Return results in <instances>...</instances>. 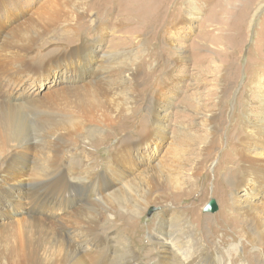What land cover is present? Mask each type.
<instances>
[{
    "label": "rangeland",
    "instance_id": "obj_1",
    "mask_svg": "<svg viewBox=\"0 0 264 264\" xmlns=\"http://www.w3.org/2000/svg\"><path fill=\"white\" fill-rule=\"evenodd\" d=\"M50 1L52 0H25L24 8L32 15L33 11ZM66 2L62 8L64 16L70 12L72 6L86 2L87 13L100 24L97 26L91 23L90 17L87 16L80 20L74 30L63 32L65 30L61 28L56 29V33L37 44L35 48L39 50V56H34V66L39 71L33 75H24L25 79L34 80L36 88L30 90L24 85V95L40 94L67 83L86 84L93 78L98 57L112 50L133 49L139 71L136 76L138 88L133 105L128 110L122 107L123 99L129 98L130 93L127 96H108L111 107H118L122 111L121 118H118L116 125L101 126L100 136L92 141L83 135L79 136L78 144L68 147L67 157L62 161L64 174L71 173L69 165L80 162V158L90 152L94 155L93 162L96 167L93 182L97 183L96 189L93 188L92 191L96 192L100 183L104 184L101 188L107 187L113 182L108 178L113 174L112 162L115 163L119 156H123L120 153L123 146L119 147V140L131 142L125 144L126 146L133 144L130 154L134 163L128 181L132 182L134 176L142 170L146 173L157 168L155 164L159 161L166 162L172 158H175L172 159L175 166L183 171L181 176L184 181L180 191H171L165 177L159 173L153 174L154 178L150 183L154 185L151 187H157V192L165 200L156 199L146 213L135 216L133 214L134 217L124 215L123 219L116 218L113 223L111 221L115 219V215L124 213L128 210L127 207L131 206L134 192H124L122 185L107 191L109 195L122 194L125 197L110 202L114 211L103 221L100 228L103 232L101 237H106L101 239L100 244L108 248L104 256L111 262L109 264L121 260L117 249L126 244L132 248L136 258L138 257L136 264H158L160 255L157 246L150 241V234L153 235L158 228L160 214L175 210L184 212L205 238V251L210 256L211 264H232L233 257L227 258L220 251L230 249L234 243L240 247L238 253L241 256L232 254L237 257L233 264H264L262 248L250 244L242 245L246 240L240 237L237 223L231 215L229 218L232 220H226V224L220 221L225 206L233 209V198L236 193L242 191L231 187L240 165L235 155L236 143L246 136L248 121L258 123L263 113L259 101L261 92L264 93V0ZM23 14L27 19L26 14ZM14 17L12 16L9 22L6 20L5 23L10 25L6 32H11L15 27ZM29 32L19 33V38L29 35ZM76 49L89 50L82 59L85 63L88 62L85 73L81 70H67L68 61L63 58V52ZM126 83L129 86V82ZM128 90L130 92L129 88ZM154 115L163 120L167 138L161 134L157 135L153 128ZM212 116L218 146L216 145L212 153L202 157L199 152L204 142L210 138ZM14 121L12 126L7 125L9 131L2 128L4 122L0 125V133L7 141L26 130L35 129V123H27L25 115L15 116ZM154 138L156 141L146 144ZM94 143H98L97 146L94 147ZM255 145L257 144L253 142L246 145L247 154L258 155L259 150ZM117 154L119 156L115 158ZM193 159H202L205 164L201 172L202 177L194 180L189 176ZM79 177L83 179L82 184L78 186H82L81 190L77 191L75 185L70 189L69 184L71 193H68L67 198L82 203L96 200L88 193L89 181L83 176ZM225 181L230 182V187L225 185ZM135 188L144 192V185H135ZM18 191L12 194L16 195ZM10 192L11 189L0 187V207H10L9 216H0L2 224L10 223L15 216L16 219L21 217V212L13 211L16 205L7 197L11 195ZM61 196L62 193L58 199ZM248 198L252 202L257 199L254 196ZM214 200L217 209L211 214L205 212L204 209ZM45 204L50 205L48 202ZM45 204L42 203L43 206ZM77 206L78 203L70 204L68 210H63L62 206L60 211L51 215L56 220L62 219ZM17 208L22 209L20 206ZM237 212L234 209V213ZM231 213L233 214V211ZM37 214L44 216L46 212L43 210ZM113 249L117 252H113Z\"/></svg>",
    "mask_w": 264,
    "mask_h": 264
},
{
    "label": "bare ground",
    "instance_id": "obj_2",
    "mask_svg": "<svg viewBox=\"0 0 264 264\" xmlns=\"http://www.w3.org/2000/svg\"><path fill=\"white\" fill-rule=\"evenodd\" d=\"M25 4V0H0V125L4 122L2 128L9 131L7 125L12 126L17 115H25L27 123H35L34 131L26 130L10 141L3 138L0 133V187L11 189V195L7 197L16 205L13 211L21 212V217L18 216L17 219L16 216L14 219L9 217L12 219L10 223L2 224L0 220V264H109L110 261L104 256L108 248L100 244L101 239H106L101 237L103 232L100 228L103 221L114 211L110 202L125 197L122 194L112 196L107 191L122 185L124 192L128 190L134 192L131 206L125 205L128 210L126 208L127 211L124 213L115 215V219L111 221L113 223L116 218L123 219L124 215L134 217L142 212L146 213L156 199L165 200L157 192V187H151L154 185L150 183L154 178L153 174L159 173L165 177L171 191H180L184 181L181 176L183 171L175 166L173 162L175 158L167 159L166 162H156L157 168L150 169L146 173L142 170L140 174L134 176L135 181L133 180L132 183L133 181L128 179L134 163L130 154L133 144L126 146L125 144L131 142L119 140V147L123 146L120 148L123 156H119V153L114 156L119 157L115 163L112 162L113 174L108 178L113 182L107 187L101 188L104 184L100 183L96 192L92 191L93 188L96 189L97 183L93 182L96 167L93 162L94 155L90 152H86V155L80 158L82 159L80 162L70 164L72 172L68 175L64 174L62 161L67 157L68 147H75L78 144L79 136L83 135L92 141L100 136L101 126L111 127L117 124L118 118H121L122 111L118 107H111L107 97L114 94L127 96L130 93L129 98L124 100L122 97V107L128 110L133 105L138 88L137 59L133 49L108 51L98 57L93 78L86 84L67 83L44 92L39 91L40 94L24 95V85L30 90L36 88L33 84L34 80L25 79L24 75H33L39 71L34 62V56H39V50L35 48L37 44H40L45 37L56 33V29L61 28L65 30L63 32L74 30L80 20L87 16L90 17L91 23L97 26L100 24L87 13L86 2L72 6L65 16L62 8L67 4L66 0L47 2L33 11L32 15L25 10ZM23 13L26 14L27 19L24 18ZM12 16H15L16 24H13L15 27L11 32H6L10 25L5 22L6 20L9 22ZM26 32H29V35L19 38V33ZM82 50H64L63 58L68 61L67 70L75 69L85 73L88 62L85 63L82 59L89 50ZM126 82H129V86ZM261 95L259 101L263 110L261 120L256 124L248 121L246 136L239 143L236 141L235 155L240 165L233 182L235 185L232 183L231 187L242 191L236 193L233 198V209L225 206L220 221L226 224V220H232L229 218L231 215L237 223L240 237L247 241L242 245L260 247L264 252V93L261 92ZM154 118L153 128L157 131V135L161 134L162 137L167 138L163 120L155 115ZM213 120L214 116L210 118V125H213L210 129V138L204 142L199 152L202 157L212 153L216 145L218 146ZM153 141L156 139L149 140L146 144ZM252 142L258 145H255L259 150L257 156H251L245 150L246 145ZM97 144L92 145L95 147ZM190 166L192 170L189 176L193 180L201 178L205 166L203 160L193 159ZM78 175L89 181L88 193L96 200L82 203L67 198L68 193H71L68 189L69 184L70 189L74 185L77 186V191L82 188L78 186L82 184L83 179ZM226 184L230 187V182L225 181ZM135 185H144V192L136 189ZM12 190L19 191L15 195L12 194L15 192ZM61 193L62 196L58 199ZM248 196L257 199L252 202ZM42 203L45 205L43 206ZM76 203L78 206L67 213L66 218L56 220L51 215L60 211L59 208L62 206L63 210H68L70 204ZM18 206L22 209H18ZM234 209L238 212L234 213ZM43 210L46 215L38 216L37 213ZM9 211L8 205L0 207V216H9ZM159 216V226L153 235L150 234V241L155 247L157 246L160 255L158 264L176 262V264H211L210 256L205 251V238L184 212L166 211ZM239 248L234 243L230 249L221 250L220 253L227 258L233 257V264L236 258L241 256L238 253ZM114 251L116 250L113 249ZM117 251L121 256V260L117 261L118 264L137 263L138 257L136 258L129 245L126 244Z\"/></svg>",
    "mask_w": 264,
    "mask_h": 264
},
{
    "label": "water",
    "instance_id": "obj_3",
    "mask_svg": "<svg viewBox=\"0 0 264 264\" xmlns=\"http://www.w3.org/2000/svg\"><path fill=\"white\" fill-rule=\"evenodd\" d=\"M216 209H217V206L214 200L210 202V204L204 209V211L208 213H214Z\"/></svg>",
    "mask_w": 264,
    "mask_h": 264
}]
</instances>
